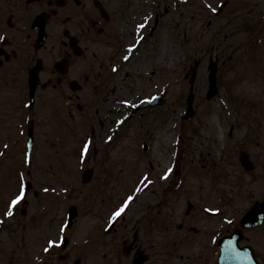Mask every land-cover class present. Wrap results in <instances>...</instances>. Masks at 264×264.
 I'll return each mask as SVG.
<instances>
[{"label": "rangeland", "instance_id": "374dc122", "mask_svg": "<svg viewBox=\"0 0 264 264\" xmlns=\"http://www.w3.org/2000/svg\"><path fill=\"white\" fill-rule=\"evenodd\" d=\"M222 1L225 4L216 13ZM108 6L113 16L111 27H121L125 45L129 44L136 56L133 60L128 56L127 63L119 60L118 71L111 72L114 75L108 84L115 88L113 92H104L100 97L90 92L84 96L86 99L82 97L86 108L80 126L91 114L94 122V108L105 97L99 114L107 115V134L118 129L113 136L117 143L97 146L94 159L92 150L88 147L85 153L83 146L85 157L79 162L76 145L63 146L55 141L54 134L52 139L57 144L50 135L47 139L42 136L35 149V158L41 155L42 161L36 158L34 170L47 191L40 188L39 196L31 198L26 222L19 218L26 223L25 229L18 223L16 230L5 232V249H11L12 243L18 245L23 235L33 246L27 253H36L46 238L57 240L60 246L61 237L66 235L70 240L66 249L86 256L110 248L120 251L122 239L128 238L129 243L136 235L138 247L145 252L167 253L175 264H186L191 258L185 255L197 256L209 250L218 230L217 221L205 224L207 217L202 209L196 218H192L195 210L185 214L189 198L197 205L200 201L214 202L215 195L223 190L222 204L243 196L246 206L254 190L264 195V0H111ZM163 45L167 50L160 58ZM107 50L105 43L97 44V60L106 66L110 61V54L107 60L104 56ZM153 52L159 56H154L156 65L151 60L146 65L137 61L142 54L150 57ZM209 60L217 65L218 94L206 101ZM194 62L197 66L190 84V74L186 78L184 75ZM89 74L87 65L85 78ZM189 88L193 112L184 118ZM159 93L160 103L131 113L143 98ZM248 96L252 98L248 100ZM143 141L146 151L141 147ZM69 146L71 151L65 149ZM241 149L248 152L256 166L253 172L239 167L237 156ZM160 155L168 159L163 165ZM86 167H93L94 174L93 180L83 185L80 173ZM73 169L79 171L78 176L69 172ZM8 183L4 181L8 193L1 192L4 201L14 188ZM130 191L134 193L129 196L133 199L127 204L125 221L116 233L100 239L103 230L99 234L95 230L101 224L100 216L116 204H123ZM70 204L77 206L79 217L68 232L65 216ZM179 223L184 224V229L177 227ZM187 224L196 225L199 231L191 233L185 229ZM252 235L254 240L263 237L260 231ZM257 245L263 248L258 247V252L264 253V241ZM18 250L19 253H0V262L17 264L24 256ZM7 255H12L11 262ZM32 257L34 263L36 257ZM83 261L91 264L92 258Z\"/></svg>", "mask_w": 264, "mask_h": 264}, {"label": "flooded vegetation", "instance_id": "af4514ba", "mask_svg": "<svg viewBox=\"0 0 264 264\" xmlns=\"http://www.w3.org/2000/svg\"><path fill=\"white\" fill-rule=\"evenodd\" d=\"M97 1L104 7L103 15L96 8ZM109 1L111 0H0V37H4L0 39V129L15 132L21 126L18 131L19 141L22 140L21 143L25 142L26 145L28 142L26 133L24 132L22 136L20 132L25 127V120H29L34 123L32 130L34 146L47 134L49 111L55 116L60 110L59 105L48 109L49 98L62 97L69 108L80 112L84 106L76 99L84 95L86 88L94 96H102L104 92L109 91L108 83L113 76L109 67L117 63L124 53L120 47L122 34L111 27L113 16L108 6ZM98 43H105L109 48L104 55L107 60L110 54L108 66L97 60ZM87 65L90 67V74L85 78ZM30 70L33 72L35 70L33 76L37 77V84L32 107L28 109L24 107V101L28 94ZM75 87L77 90H73ZM68 111L70 118L68 122L72 123L75 116L71 109ZM94 111V114H97L98 108L95 107ZM104 123L105 119H97L98 130H94V138L101 135ZM231 130L232 127L228 135L231 134ZM12 139L16 140L15 134ZM26 151L16 149L12 155H6L4 159L10 161L4 162V166L12 170L18 163L23 164L26 161ZM30 156H33V151ZM260 198L264 200V195ZM244 200L245 198L239 196L230 203L222 204L218 230L209 244V250L206 253H197V256L195 253L186 255L187 258H191L186 264H218L217 255L220 247L218 241L231 236L239 246L252 245L256 259L264 262V253L258 252V247L262 246L257 245L258 241H264V218L258 225L240 226L239 220L251 207V203L244 206ZM258 212L259 208H255L254 218ZM124 221L125 216L122 215L115 220L111 235L118 231ZM178 228L182 229L184 225L179 224ZM185 229L191 232L198 231L196 226L190 224H187ZM258 231L263 237L254 240L252 234ZM135 238L136 235L129 243L128 238L122 239L124 246L130 245L128 253H114V250L107 253H89L91 263L175 264L172 259L167 258V253L145 252L138 247ZM139 251L142 253H138ZM55 254L63 258V264L70 263V253ZM225 254L227 255L224 259L225 264L235 262L234 253ZM79 255L81 258L85 257L83 253ZM7 256L11 262L12 255ZM42 264L57 263L47 260Z\"/></svg>", "mask_w": 264, "mask_h": 264}, {"label": "water", "instance_id": "95a60500", "mask_svg": "<svg viewBox=\"0 0 264 264\" xmlns=\"http://www.w3.org/2000/svg\"><path fill=\"white\" fill-rule=\"evenodd\" d=\"M209 69H210V73H209V76H208V79H209V89H208V92H207V98H210L212 95L215 94L216 92V76H215V73H216V66H215V63H210L209 64ZM194 70V69H193ZM193 78H194V72L191 76V79H190V82L192 83L193 81ZM188 110H191V101H192V94L190 93L188 99ZM243 163L246 164V161H243ZM90 176H91V170H86L83 174V182H87L89 179H90ZM70 213H71V218H70V221L68 223V226L71 225L72 221L74 220V218L76 217V212L75 210L71 209L70 210ZM76 219V218H75ZM66 243V241H65ZM64 243V244H65ZM225 249H229V250H233V247H230V246H225ZM248 252V251H247ZM246 252V253H247ZM224 253V252H223ZM249 253V252H248ZM243 260L248 264V261L249 259L244 257Z\"/></svg>", "mask_w": 264, "mask_h": 264}, {"label": "snow or ice", "instance_id": "6c2138e0", "mask_svg": "<svg viewBox=\"0 0 264 264\" xmlns=\"http://www.w3.org/2000/svg\"><path fill=\"white\" fill-rule=\"evenodd\" d=\"M213 11H215V9H213ZM140 27H144L143 24L140 25ZM4 37H0V39H3ZM125 59H127V57H125ZM88 148V144L84 145V152L86 153ZM166 178V175H165ZM45 191H47V189H45ZM25 187L24 184L21 183L20 185V189H19V195H16L15 198L11 201V204L9 205L8 211L5 213V215L11 216L12 215V208L18 204L20 201H22L25 198ZM132 197H129L128 200L124 201V203L113 213V218L119 217L123 211L125 210L127 204L132 200ZM61 231H63V229H61ZM62 239V238H61ZM48 245L49 247H46L44 249L45 252L49 251V248L54 247L57 245V241L55 240H49L48 241Z\"/></svg>", "mask_w": 264, "mask_h": 264}, {"label": "bare ground", "instance_id": "6f19581e", "mask_svg": "<svg viewBox=\"0 0 264 264\" xmlns=\"http://www.w3.org/2000/svg\"><path fill=\"white\" fill-rule=\"evenodd\" d=\"M166 50H167L166 46L163 45V46H162V50H161V52L159 53L160 58H162V55H163V53H164ZM154 56L156 57V59H158V57H159V56H157V54H154V52H153V53H152V57H150V58H148V57H144L143 59L141 58V64H142V65H146L147 62H148L149 60H151L152 63H153V65H155V64L157 63V60L154 58ZM169 62H170V60H169ZM160 158H161V164H162V165H163L164 162L168 161V159H167L165 156H163V155H160ZM151 190L154 191V188H152Z\"/></svg>", "mask_w": 264, "mask_h": 264}]
</instances>
